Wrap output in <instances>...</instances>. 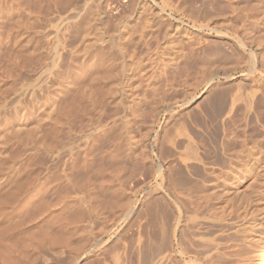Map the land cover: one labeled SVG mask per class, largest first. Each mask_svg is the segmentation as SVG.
Segmentation results:
<instances>
[{"label": "rangeland", "instance_id": "obj_1", "mask_svg": "<svg viewBox=\"0 0 264 264\" xmlns=\"http://www.w3.org/2000/svg\"><path fill=\"white\" fill-rule=\"evenodd\" d=\"M56 1L58 3H56ZM60 1L61 0H0V6H2L0 7V11H3L0 18V26H2L0 27V64H2L0 65V100L2 101H0V120L4 123L0 122V128H2L0 130V136L2 137H0V152L4 154L3 157H0L1 159L4 158L2 159L3 161L0 162V164H3V166L1 165L2 168L0 167V176L2 178L0 179L3 180L5 176H8L10 173L9 171L12 164L18 160L17 153L18 155L23 154L21 151L23 147L19 149L20 140H23V142L26 140V143L30 142L29 140L32 138V140H34V137H36L35 133L38 134V129L41 127L42 133L47 130V127H49L48 132L42 134L41 131H39L38 135H44H41L40 137H43V140L47 139L45 140L47 142L53 140V132L55 131L54 127L57 126L54 121L57 117L60 116V118H64L66 116L67 119L64 118L62 120L70 123H73V120H75L79 123L76 124L74 122L75 125H89L90 127H87L86 129L91 128V138L94 139L93 137H95L94 141L96 140L95 142H92V140L89 142L90 144H88V147H94H91V151L89 152L88 157L90 159L87 158V163L89 164H86V167L89 166L90 168L88 167V169L86 168L85 170V166H83L84 169L81 168L80 172H78V169L76 171V169L72 170V168H70L73 171L72 172L67 168L72 166L74 162L73 160L77 156H75V158L73 157L74 159H69L70 162H64V164V158L61 159L62 161L59 160L56 164L61 161L59 164L60 167L55 163H53L54 165L49 164V162H47L48 158L44 157L42 152L38 153H41L40 156L37 153H35V155L33 154L32 161L35 164L38 163L37 165H39V167H43L44 165L48 166L47 168L49 169V172L47 173V176L50 175L48 176L49 179L50 177L52 178L50 179V182L53 181V178L55 179V172H59V174L64 173V167V169L67 168L66 170L69 169V176L73 173L71 179L75 176L72 180L74 183L75 181H77V183L81 181L82 183V181L90 175V171L88 170L97 167L95 160L100 162L99 164H102L103 160H105V166H103L107 171H111L114 168V166L112 167L111 165L116 162L120 166L123 165L122 167H124L126 171L135 163L140 167L139 170L138 168L136 170L138 172L132 170V176H130V179L126 184L128 196H122L120 199V202L125 206L123 205L121 210L116 211L109 216L111 220L112 218L115 220L113 222L115 225L110 222L112 226L110 227L109 235H106L104 238V243H106L105 249L107 250H105L106 252L104 254L107 253L105 258L106 264H112L110 256L113 254V251H119L118 253L120 254L125 252L126 247H128L129 244L136 242L135 240L138 238V232L142 235L141 237L139 236V239L141 238L144 241L146 236H151L158 228L165 226L166 188L169 179L176 178L177 176L195 170L191 161L187 160L186 162H183V159L189 152L184 149V144L186 145L190 141V144L194 143L198 145V152L207 163L206 168L208 171L224 172L228 160L234 162L237 160H244L249 157L248 154L252 152L253 155L250 154V157L253 156V159H258L259 161H257L259 164L261 163L262 166V163L264 162V50L261 51L263 54L259 51L261 48L264 49V0H71L69 7H81V16L84 14L85 10H91L88 15L89 17L92 15L90 17L92 19H89L88 17L91 27L89 24H85L84 27L81 25V28L78 29L72 28V22L71 24L70 22L68 23L69 20L65 17L67 15V12L65 13V11L67 10H61L65 6L64 4H61ZM99 6H102V9H99ZM66 9H68V7H66ZM101 12L102 14H99ZM79 21L80 20L77 19L75 24ZM68 25H70V28ZM145 25L146 28L142 32V40H139V38H141V32L139 31L141 30V27ZM124 26H128L129 30L127 28L125 29ZM3 27L6 28L4 29ZM2 28L3 30L1 31ZM6 30L9 31V33ZM121 30L130 31V33H125L126 39H128L127 44L125 43L126 50H128H125V52H130L129 54L132 55L126 54L128 55V61H125V64H122L120 57H117V55L116 58H119L120 60L117 62L120 64L116 63V60H118L116 59L115 62H113L115 65L113 64V68L111 67L113 71L112 75L116 73L115 76L113 75L110 77L113 78L111 80L109 78L110 75L102 78V75H104L103 71L106 69L105 67L103 69V66L108 63H101L105 62L108 49L110 54L113 50L110 45H104L101 41L105 40V36L108 34L110 36L111 34L116 37L111 36L112 39L123 45L121 41H118L122 38H120L122 33ZM136 30L139 33L136 32ZM101 35L105 36L102 38ZM127 36L129 38H127ZM100 38L102 39L100 40ZM15 39L16 42H13ZM24 42L26 45H24ZM101 45L104 46L102 47ZM93 51L96 52L94 53ZM87 52H93L95 58L92 59L89 57L92 53L89 54ZM9 60L12 61L9 62ZM23 60H25V62ZM83 62L86 64L84 71H82L81 76H79L80 74L78 75L79 79H74V73L78 69L77 67ZM52 63L56 65H52ZM253 63L257 66L256 71H254ZM121 64L122 67L120 66ZM120 67L123 70L120 69ZM17 70L19 71L17 72ZM43 71L46 73L44 72L43 74ZM125 73L129 74L128 81H125L124 79V75H126ZM41 74H43V76ZM3 77H5L6 80H4L5 78ZM91 78H94L95 80H92ZM39 79H41V81ZM42 79L46 80V82L44 80V84L42 83ZM39 82H41V85L38 84ZM69 84L72 85L70 86L74 88V91L73 89L70 90ZM19 85L29 86V89L28 87H23V89L28 90H23V94L20 93V95L19 91L21 86ZM15 91H17L16 94H19L20 96L16 95ZM97 91H99V93ZM120 91L123 93H120ZM254 91H256V93ZM75 95H77L78 99ZM237 98L239 100L238 102L236 101ZM48 100H50V102ZM74 100L77 101L75 102ZM73 101L76 104H74ZM89 101L92 103L89 104ZM93 102H95V104ZM249 102H251V105ZM37 104L40 106L38 107ZM88 105H92V107H90L91 109H88ZM17 107L22 108L17 109ZM15 108L17 110H15ZM39 108H43L42 110L44 112ZM54 108H56V111ZM6 109H8V111ZM57 110L59 112H57ZM81 110L83 112H81ZM50 111H54L56 114L54 112L51 113ZM95 111H97V113ZM20 112L22 114L24 113L22 118L27 119L25 121V129L22 130L23 133L20 131V134L18 133L16 135V137L20 135L18 138L14 137L15 135L11 132L13 136L11 134L10 136L14 137L12 139L9 137L8 132L13 129L11 124L14 127L17 123V119L21 118ZM64 112L65 115H63ZM17 113H19L18 115L20 117ZM74 114L77 115L74 116ZM226 114H229L230 116H227ZM43 115L45 116L43 117ZM79 115L82 117L80 118L81 121L78 120ZM85 115H88V117H84ZM24 116H26V118ZM89 117H91V119ZM86 118H89V121L87 120V122H85ZM13 119H16V123ZM83 119H85V121ZM126 122L128 123V126L130 125L127 127L129 129L128 137L124 136L125 133H123L124 135L120 133V131H124L123 126ZM38 124L42 126L40 127ZM91 125L93 127H91ZM95 126H100V128ZM10 128L12 129L10 130ZM95 128L97 129L95 130ZM95 131L98 133L96 134ZM117 132L122 135V137L120 135L122 139L116 137ZM47 133H50L48 134L49 136ZM113 134L115 137H113ZM5 135L8 137H5ZM186 135L188 138H186ZM39 136L37 137L39 138ZM100 137H102V139ZM125 138L127 142L125 141ZM108 139H110V141H108ZM116 139H118V141ZM121 140L125 144H128L124 145ZM23 142L21 143L23 144ZM81 142L82 141H79V145L84 147L85 142ZM99 142H101V145H99ZM95 144L99 146L97 147ZM119 148L120 150H123L120 151ZM250 148L251 152L249 151ZM134 150L136 151L135 153ZM247 150L249 152H247ZM121 154H124L125 156ZM99 155L102 157L100 158ZM79 157L81 159V156H78L77 158ZM105 157L106 159L108 157H110L111 160L114 159L112 161L113 163L110 162V158L106 160ZM122 158L125 159L123 160ZM67 159L68 158H66V160ZM139 159H142V161L139 162ZM129 160H133L132 165V162H129ZM71 161L72 164H70ZM43 163L45 164L43 165ZM65 164L67 165L65 166ZM50 165L54 167H51ZM131 168L128 170L129 172L131 171ZM57 169L58 171H56ZM200 172H202V169H200ZM262 172L264 173V167H259V169L256 170V174H263ZM3 173L6 174L4 175ZM81 173L86 175V177L81 175ZM75 174L79 176V179L75 180L78 178ZM253 174H250L249 176L247 175L242 181L243 185L237 191V197L240 198L239 200L242 202H250L253 200L250 206L254 213V223L260 224L261 222V224H264V213L262 215V212H264V202H258V199L257 201H254L255 196H257L262 189L260 187L262 186L264 179H258V176H254ZM18 177L19 176H16V179H12L17 187V181L19 180ZM12 181L5 186H0V191L2 190V187L4 190L6 186H10L11 183H13ZM21 181L19 180L20 184ZM255 184H258L260 189H258V186H255ZM16 186L11 185L12 189H15ZM11 187L6 188L5 191L2 190L3 192H0V197L5 192L9 191L8 193H11L13 191L10 189ZM255 191H258L257 194ZM94 192L98 195L100 191L98 194L97 190ZM11 194L6 193L4 196H12ZM4 196L0 198V201L2 199L1 204ZM98 197H102L101 192ZM9 198L7 197L4 199L7 201ZM263 199L262 201H264ZM10 200L12 199H9L8 201ZM1 204L0 212L3 208H7L8 211V208L12 206H7L6 204V206L4 205V207H2ZM83 209L85 211L88 210L86 207ZM259 217L263 220L261 221ZM255 220L258 221L255 222ZM249 223L248 219V224ZM143 224L146 226L145 230L142 228L144 226ZM140 225H142L141 230L143 231L138 230L137 232V229H140ZM260 229L264 231V226L251 227V229H249L251 231H248V233L233 236V240L223 248V251L232 255L239 254L242 258L246 257V254H248L247 257H249V261L246 264H254L264 244V239L259 240V238H261L259 235L261 231ZM52 233L53 232H51V234ZM58 234L61 235V233ZM244 238H248V240L251 241L249 242ZM132 239L135 240L133 241ZM143 241L141 240V242ZM97 248L99 249V247ZM97 248H93V250L91 249L86 258L81 259L82 257H80L79 260H77V264L96 263L97 259H99L96 255V252L98 251ZM124 248L125 250L123 251ZM45 250L41 251V257L42 255L43 257H40V259L43 261L40 260L33 264H55V258H58L57 260H61L62 258L65 260L66 256L69 257V253L66 250H64V253L61 252L63 253L62 255L60 253L57 254L58 257L56 253H54L57 251L56 249L55 251L47 249L48 251H46V253ZM65 251L68 255H66L67 253ZM49 257L51 258L49 259ZM16 260H18V257H16Z\"/></svg>", "mask_w": 264, "mask_h": 264}, {"label": "bare ground", "instance_id": "obj_2", "mask_svg": "<svg viewBox=\"0 0 264 264\" xmlns=\"http://www.w3.org/2000/svg\"><path fill=\"white\" fill-rule=\"evenodd\" d=\"M70 1L71 0H61L60 1L61 4H64L65 7L62 6L64 8L61 7L62 9L61 8L60 9L61 10H63V9L67 10V11H65V13L67 12V15L65 17H66L67 20H69L68 23L70 22V24H71V22H72V24H73V25H71V26H73L72 28H75V29L77 28L78 29V28H81V25H83V27H84L85 24L86 25L89 24L90 23L89 22V19H92V18H90L92 15L90 17L88 16L89 15V12L91 10H89V11L85 10L84 14L81 16V14H82L81 13V11H82L81 7H73V8L71 7L70 8L69 7L70 6L69 4H71ZM56 3H58V2L56 1ZM102 3H104V2H102ZM66 5H68V6H66ZM0 7H2V6H0ZM66 7H68V9H66ZM99 7H100L99 9H102V6H99ZM2 12L3 11H0V18H1V13ZM99 14H102V12L99 13ZM88 17H89V19H88ZM77 19H79L80 21L75 24V21ZM140 21H142V20H140ZM0 24H1V19H0ZM147 25H148V23H147ZM0 27H2V26H0ZM68 27L70 28V25H68ZM90 27H91V25H90ZM3 28L1 29V31L3 30ZM124 28L125 29L126 28L128 29V26L127 27L124 26ZM145 28H146V25L141 27V30L142 31L141 30L139 31V32H141V35H140L141 38H139V40H142V32H143V30ZM11 30H12V28H11ZM9 31H10V29H9ZM9 31H7V32L9 33ZM121 32L122 33H121L120 38L122 37L123 39L121 38L122 40L120 39L118 41H121L123 45H121V43L120 44L117 43L114 39L111 38V36L113 37L114 35H111L110 34V36H109V34L107 35V33H106L107 36L103 35V36H105V40H102L101 42L104 45H107V44L110 45L111 46V49L113 51L110 54V51L108 49V53L109 54L107 53L106 58H105V62L104 63H101V64H107L108 63L107 65H104L103 66V69H104V67L106 69L104 71L102 70L103 71V74H104V75H102V73H101V75L103 76L102 78H104L105 76L108 77L109 75H110L109 78L112 77L113 75L115 76L116 73H114L112 75L113 71H112L111 67H112L113 64L115 65V63H113V62H115L116 59H118V60H116V63H118L121 60L122 61V64H125L126 63L125 61H128L127 60L128 59L127 56L128 55H132V54H129L130 52H128V53L125 52V50H126L125 43L127 44V41H128V39H126L125 33L128 32V31L121 30ZM136 32H138V31L136 30ZM8 33H7V35H8ZM56 33H58V32H56ZM128 33H130V31ZM132 33H133V31H132ZM24 35H25V33H24ZM103 36H102V38H103ZM118 36H117V39H118ZM0 37H1V35H0ZM18 38H16V39H18ZM102 38H100V40ZM127 38H129V37L127 36ZM16 39H15V41L13 40V42H16ZM5 40H6V37H5ZM129 40H131V39H129ZM17 41H19V40H17ZM94 41H93V43H94ZM144 41H146V40H144ZM13 42H12V44H13ZM137 43H139V42H137ZM21 44H23V43H21ZM16 45H19V44H16ZM24 45H26V43ZM89 46H90V44H89ZM110 46H109V48H110ZM128 46H130V45H128ZM239 46H241V45H239ZM22 47H23V45H22ZM18 49H19V46H18ZM20 49H21V47H20ZM86 49H87V47H86ZM129 49H130V47H129ZM263 50L264 49L261 48L259 52H261ZM12 52H14V51H12ZM93 52H90V53L87 52L89 54L92 53L89 56L92 59L95 58V54L94 53L96 51L94 53ZM21 54H20V56H21ZM72 54H73V51H72ZM126 54H128V55H126ZM133 55H135V54H133ZM98 56H100V55H98ZM116 56L117 57H120V60H119V58H116ZM11 57H12V55H11ZM11 61L9 60V62H11ZM23 61L25 62V60H23ZM0 63H1V61H0ZM53 63H52V65H56V64H53ZM262 63H263V61H262ZM118 64H120V63H118ZM122 64L120 65L121 67H122ZM0 65H2V64H0ZM42 65H46V64H42ZM7 67H8V65H7ZM50 67H52V66H50ZM85 67H86V64L84 62L79 67H77L78 69L74 73V79L78 78V75L79 74H80L79 76H81L82 71H84ZM121 67H120V69H122ZM57 68H58V66H57ZM114 68H116V67H114ZM253 68H254V71L257 70L256 64H254ZM54 69H55V67H54ZM0 70H1V67H0ZM14 71H16V70H14ZM18 71L19 70H17V72ZM119 71H118V74H119ZM44 72L45 71H43L42 73L44 74ZM43 74H41V75L43 76ZM56 75H57V73H56ZM101 75H100V78H101ZM117 76H119V75H117ZM124 76H125L124 77L125 81H128L127 79L129 77V74H126ZM3 78H5V77H3ZM12 78H9V79H12ZM0 79H1V77H0ZM34 79H36V78H34ZM51 79H52V77H51ZM72 79H71V81H72ZM91 79L93 80L94 78H91ZM111 79H113V78H110V80ZM4 80H6V78ZM14 80H12V81H14ZM39 80L41 81V79H39ZM44 80L42 81V83L44 82ZM26 81H27V79H26ZM45 82H46V80H45ZM18 83H20V82H18ZM40 83L41 82H39L38 84H40ZM61 83H62V81H61ZM70 83H72V82H70ZM94 83H95V81H94ZM70 85L71 84H69V86ZM19 86H21L20 91H19V94L22 93L23 90H26V89H23V87H28V89H29V86H25V85H23V86L22 85H19ZM71 86L69 87L70 90L73 89V91H74V88L71 87ZM120 86H122V85H120ZM16 87H17V85H16ZM2 89H3V87H2ZM32 90H34V89H32ZM254 90H257V89H254ZM26 91H25V94H26ZM122 91H124V90H122ZM122 91H120V93H123ZM49 92H51V91H49ZM97 92L99 93V91H97ZM254 92L256 93V91H254ZM16 93H17V91H15V94ZM19 94H16V95L20 96L21 94L20 95ZM75 96L77 97V95H75ZM253 97H255V96H253ZM77 99H78V97H77ZM80 100H82V99H80ZM48 101L50 102V100H48ZM91 101H94V100H91ZM91 101H89L90 102L89 104L92 103ZM236 101L237 102L239 101L238 98L236 99ZM75 102H74V104H76ZM251 102H249L250 105H251ZM93 103L95 104V102H93ZM19 105H20V103H19ZM54 105H55V103H54ZM78 105H80V104H78ZM37 106H38V104H37ZM48 106H49V104H48ZM88 106H89L88 109H91L90 107H92V105L91 106L88 105ZM12 107H13V105H12ZM38 107H36V108H38ZM21 108H18L17 107V109H21ZM56 108H57V106H56ZM56 108H54L55 111H56ZM245 108H246V106H245ZM0 109H1V107H0ZM17 109L15 108V110H17ZM25 109H24V111H25ZM42 109L43 108H41L40 110H42ZM95 109L97 110L96 107H95ZM6 110L8 111V109H6ZM97 111H95V112L97 113ZM4 112H6V111H4ZM50 112L52 113L54 111H50ZM57 112H59V111L57 110ZM81 112H83V111L81 110ZM18 114L19 113H17V115ZM61 114H63V113H61ZM77 114H74V116L77 115ZM86 114H87V112H86ZM23 115H24V113L22 114L20 112L21 118H19V119H17L18 117L16 118L17 119V123H16V119H13V120H15V123L16 124H15L14 127L11 124V127L13 129L10 128V130L12 129V131H9L8 132L7 130L9 128L6 130L9 133V137L10 138L13 139L14 137H16V135L18 133L20 134V131H22L23 129H25L24 128L25 127V124H26L25 121L27 119L22 118ZM28 115H29V113H28ZM63 115H65V112H64ZM10 116H11V114H10ZM44 116L45 115H43V117ZM56 116H58V115H56ZM74 116H72V117H74ZM82 116H83V114H82ZM86 116L88 117V115H85L84 117H86ZM24 117L26 118V116H24ZM53 117H55V116H53ZM62 117H64V116H62ZM64 118H66V116ZM64 118H60V116L57 117L56 119L54 118L55 119L54 122L56 124L54 122L53 123L55 125H57V126H55L56 129L53 126L55 131L53 132L54 133V136L52 138L53 140H51V141L49 140L50 142H47V141H45L47 139L43 140L42 139L43 137H40L43 133L45 134L46 132H48V128L49 127H47V130L46 131L44 130L45 132L42 133V129H41L42 128L41 127L42 125H40V124H38V125H40L41 128H39V129H41V130H39L38 127H37V129H38V134H39V131H41L42 134L39 136L37 133H35L36 134L35 135L36 137H34V138L36 140L35 139L32 140L33 139L32 138L31 139L32 141L31 140H29L30 142L27 141L28 143L25 142L26 140L24 142H23V140H20L19 141L20 142V148L19 149H21V147H23L22 148L23 150L21 149V151L23 152V154L22 155H20V154L18 155V153H17V156H18L17 159L18 160L12 164L11 169H10V166H9V169H10L9 172L10 173L8 174V176H5V178L3 180H1L2 178L0 176V178H1L0 179V181H1L0 182V186H2V185L5 186V185L9 184L10 181H12L13 178L16 179V176H19L18 178H19L20 181L22 180L21 181V184H20L18 178H17L18 181L14 179L15 181L18 182V183L16 182L17 185H18V187L14 184L15 183L14 181H12L13 183H11L12 186H16V188L15 187L14 188L17 191L15 189H12L11 185L10 186H6V188L11 187L10 189H12L13 191L11 192V190H10V192L11 193L14 192L13 193L14 196H13V194L8 193L9 192L8 191V192L3 193L1 195V197H0V198H2V196H4V194H6V193L7 194H11L13 196V197L10 196V195L9 196L8 195H5L4 196V198H7V197L9 198L10 197L9 199H12L10 201H8L9 199H7V201H8L7 202L6 199L3 198V202L6 201L7 203L6 202L5 203L2 202V204H1L2 199L0 201V204L2 205V207H4V205L6 206V204H7V206H9V205L11 206L12 205L11 207L8 208L9 209L8 211H7V208H5V209L3 208V210H1V212H0V215H1L0 216V264H33V263H36V262H38V261L41 260L40 259V257H41V251H44L45 249H46L45 250V253L48 250L51 251V249H52V250L55 251V249H56L57 251L54 252V253H56V255L59 254V253L62 255L64 253V250H66L69 253V255H68V253L65 251L67 253L66 255L69 256V257L66 256L65 258L66 259L68 258L67 260H69V261H67L65 259L67 261L66 262L65 260H63V258L61 260L60 259L57 260L58 258H55V260H54L55 264H77V260H79L80 257H82L81 259L86 258L88 256L89 252L91 251V249L93 250V248H97V247H99V249L97 248L98 251L96 252L97 253L96 255L99 257V259H97L96 263H94V264H106L105 258H106L107 253L106 254H104V253L107 250L105 249L106 248L105 247V244L106 243H104V238H105L106 235L107 236L109 235L110 227L112 226L111 223H113L115 221L113 218H112V220H113L112 221L111 218H109V216L111 214H114L116 211L121 210V208H122V206L124 204H122L120 202L121 201L120 199L122 198V196H126V197L128 196L126 184H127L128 180L130 179V176H132L131 175L132 174L131 172H132V170L135 172L137 170V168L139 170L140 167H138V165L136 163L133 164V160H129V162H132L131 165L133 164V166L130 165L132 168L129 166L131 168V171L130 172L128 171L130 168H128V170L126 171L125 168L122 167L123 165L120 166V165H118L117 162L114 164L112 162L114 159L112 158L113 160H111L110 157H112V156L108 155V156H110V157H108V158H110L109 160H111L110 162L113 163V165H111V166L112 167L114 166V168L111 171H107L104 168V166H105L104 161L105 160H103V163L102 164H99L100 162H97L95 160V162L97 163V167L95 169H93L94 167L92 166L93 168L91 167L92 169L91 170L90 169L88 170V171H90V173H89L90 175L89 176L87 175L88 177L84 181H82V183H81V181L80 182L78 181L79 183H77V181H75V183H74L72 180L75 178V176H74L73 179H71V175L73 173L71 174V172H70L71 175L69 176L68 175L69 174V171L68 170L70 168H72V170H75L76 169V171H77V169H78L79 170L78 172H80V169L81 168L82 169L85 168V170H86V168L88 169L89 166L86 167V164H89V163H87V161H88L87 158H89L88 157L89 156V152L91 151V147H93V146H90V145H89L90 147H88V144H90L89 143L90 141L93 140L92 142H95L96 140L94 141L95 137H93L94 139L91 138L92 137V130H90L91 128L90 129H86L87 127H90L89 125H87V124H85L86 126H84L82 124L75 125L74 122L76 124H79V123H77L72 118H70V119L74 121L73 123L66 122V121L62 120ZM80 118H82V117H80V115H79V119L78 120H80ZM89 118L91 119V117H89ZM89 118L88 119L86 118V121H85V119H83V120L85 122H87V120L89 121ZM47 120H49V119H47ZM5 121H6V119H5ZM116 121H117V119H116ZM120 121H123V120H120ZM0 122H1V120H0ZM48 122H51V121H48ZM90 122H88V123H90ZM115 122H113V123H115ZM1 123H3V121ZM98 123H99V121H98ZM103 123H105V122H103ZM3 124H2V126H3ZM90 124H92V123H90ZM130 124H132V123H130ZM133 124H135V123H133ZM13 125H14V123H13ZM92 125H91V127H93ZM36 126H37V124H36ZM129 126H128V123L126 122L124 124V126H123L124 131H120V133H122V134L125 133V135L123 134L125 137H128V135H129V129L127 128ZM5 127L7 128L6 125H5ZM95 127H99L100 128V126H95ZM102 127H103V125H102ZM1 129L2 128H0V130ZM96 129L97 128H95V130ZM108 129H110V128H108ZM11 132L15 135L14 137H11L10 136V134L13 136V134ZM221 132H223V131H221ZM22 133H23V131H22ZM95 133H96V131H95ZM113 133H115V132H113ZM118 133L119 132H117L116 137H118L120 139L122 137V135L121 134H118ZM48 134H50V133H47V135ZM106 134H107V132H106ZM120 135H121V137H120ZM222 135H224V134H222ZM37 136H39V138ZM42 136H44V135H42ZM130 136H131V134H130ZM5 137H8V136L5 135ZM18 137H16V138H18ZM29 137H30V135H29ZM113 137H115V135ZM96 138H97V136H96ZM100 138L102 139V137H100ZM186 138H188L187 135H186ZM243 139H244V137H243ZM116 140L118 141V139H116ZM79 141L85 142V146L84 147H82V145L80 146L79 145ZM108 141H110V139H108ZM125 141H126V138H125ZM131 141H132V139H131ZM229 141H231V140H229ZM21 142H23L24 145ZM113 142H114V139H113ZM133 142H134V140H133ZM96 143H98V142H96ZM15 144H17V143H15ZM127 144L124 143V145H127ZM0 145H1V141H0ZM95 145L97 146V144H95ZM99 145H101V142H99ZM119 145H120V143H119ZM121 145H122V143H121ZM109 147H111V146H109ZM125 147H127V146H125ZM183 147H184V149L186 151L187 150L189 151L188 154L183 159V162H186L187 160L191 161L192 164H193V168L195 170L194 171H190V172L185 173V174H182L180 176H177L176 178H170L169 179V181L167 183V188H166L167 196H166V206H165V217H166L165 226L158 228L156 231L153 232V234L151 236H146L145 239H144V241H143V239L140 238L143 242H141V240L139 239V236L141 237L142 235L139 234L138 230L139 231H143V230H145L146 226H145V224H143L144 225L142 227V228H144L143 230H141L142 229L141 228L142 225H140V227H139L140 229H137L138 228V226H137L136 229H137V232H138V234H137L138 235V238H136V240L134 239L136 242L133 243V244H129V246L126 247V250H125V248L123 249V251L125 250V252H122L121 254L118 253L119 251H113V254L111 253L112 255L110 256V260H111V263L112 264H246V263H248V261H249V257H247L248 254H246V257H243L242 258V257L239 256V254L232 255V254H229V253H225L223 251V248L225 246H227V244L230 241L233 240V236H236V235H239V234H246V233H248V231H251V230H249V229H251V227H255V226H259V227L261 226V227H263L264 226V224L262 223L263 224L262 225L261 222H260V224L259 223H257V224L254 223V220H253L254 213H253V210H251V206H250V204H251V202H253V200H251L250 202H248V201L247 202L246 201L245 202H242L241 200H239L240 198L237 197V191L239 190L240 187H242V185H243L242 184V181L247 177V175L249 176L250 174L255 173L253 175L254 176L257 175L258 176V179H261V178H262V180L264 179V173L263 172H262L263 174H256V170L259 169V167H261V168L264 167L263 166V163L264 162L262 163V166H261V163L259 164V162H258L259 160L258 159H257L258 160L257 161L256 158L253 159V156L250 157V154L253 153L252 152V153L248 154L249 157L245 158L244 160H239V161L237 160L236 162H234L232 160H228V161L226 160L227 161V164L225 166V171L224 172L208 171L207 168H206V164L207 163L204 161V159L202 158V156H200L201 154H199V152H198V148L199 147H198L197 144H194V143L190 144V141H189V143H187L186 145L184 144ZM88 148H90V149H88ZM99 148H101V147H99ZM248 148H249V146H248ZM119 150H120V148H119ZM122 150L123 149H121L120 151H122ZM104 151H106V150H104ZM249 151L251 152V148H250ZM249 151L247 150V152H249ZM39 152H42V154L44 155V157H47L48 158V161L47 162H49V164H52V165H54L53 163L56 164V162H58L59 160H61L63 158L65 159L63 161V164L66 161L67 162H70L69 159H71L73 157L75 158V156H77V157L78 156H81V159H80V157L79 158L76 157L75 159L73 158L74 159L73 160L74 161L73 164H72V161L70 163V164H72V166L71 167L70 166L67 167V168H69L68 170H66L67 168L64 169V167H63V170H65L63 174H59V172H57V173L55 172V175H54L55 176V179L53 178V181L50 182V179H52V178L50 177V179H49L48 176H50V175L47 176V173L49 172V169L47 168L48 166H45L44 165L45 163H43V165L45 167L44 166H43L44 168L43 167H39V165H37L38 163L35 164L32 161V158H33L32 155L33 154L35 155V153L38 154ZM135 152L136 151L134 150V153ZM101 153H103V152H101ZM0 154H2V155H0V157H3L4 156L3 153L0 152ZM124 154H121V155L125 156L126 154L125 155ZM38 155L40 156L41 153L38 154ZM137 155H138V153H137ZM39 156H37V157H39ZM65 157L68 158V159L66 160ZM99 157H100V155H99ZM134 157H135V155H134ZM11 158H13V157H11ZM2 159H4V158H2ZM2 159L0 158V162L3 161ZM91 159H93V158H91ZM102 159H104V158H102ZM105 159H106V157H105ZM122 159L124 160L125 158H122ZM127 160H128V158H127ZM134 161H136V160H134ZM141 161H142V159L139 162H141ZM5 162H6V160H5ZM60 162L57 163V164L59 165ZM96 163H95V165H96ZM70 164H68V165H70ZM1 165L3 166V164L2 163L0 164V167L2 168ZM66 165L67 164H65V166ZM127 165H128V163H127ZM258 165H259V167H258ZM83 166H85V167L83 168ZM51 167H54V166H51ZM59 167H60V165H59ZM42 169H44L45 171L42 170ZM54 169H56V168H54ZM200 169H202V172H200ZM60 170H62V169H60ZM56 171H58V169ZM66 171H68V172H66ZM136 172H138V171H136ZM3 174L5 175L6 173H3ZM81 175H84V174L81 173ZM84 176L86 177V175H84ZM254 176H252V177H254ZM77 177L78 178H76L75 180L79 179V176H77ZM255 186H258V189H260V188H262V189H261V191L259 190L260 192L258 194H257L258 191L257 192L255 191L256 194H257V196H255V198H254L255 200L254 201H257V199H258V202H264V201H262V199L264 198V182H263V184H262V186L260 188H259V185L258 184L257 185L255 184ZM5 189L3 190V187H2V190L3 191H5ZM2 190L0 191L1 193L3 192ZM95 190H97V194H98L99 191L101 192V195H102L101 198L98 197V195L100 194V192H99L98 195H96V193L94 192ZM261 196H263V197H261ZM97 197H98V199H97ZM260 198H262V199H260ZM9 203H11V204H9ZM84 207H86L88 210L85 211L83 209ZM130 208H131V204H130ZM263 213L264 212H262V215H263ZM17 217H19V218H17ZM248 219H249V222H250L249 224H248ZM263 219H264V217H263ZM260 220H261V218H260ZM257 221L258 220H255V222H257ZM260 230L261 231H260L259 235H260L261 238H259V240H262V239H264V231L262 229H260ZM51 232H53V233L51 234ZM58 233H61V235L58 234ZM244 239L245 240H248V238H244ZM103 244H104V246H103ZM50 251H49V253H50ZM61 252H63V253H61ZM45 253H43V254H45ZM50 256H51V253H50ZM16 257H18V260H16ZM42 257H43V255H42ZM57 257H58V255H57ZM45 258H43V259H45ZM50 258L51 257H49V259ZM41 261H43V260H41ZM44 261L47 262L46 260H44ZM42 263H44V262H42ZM254 264H264V244H263L262 249H261V252L257 256L256 261H255Z\"/></svg>", "mask_w": 264, "mask_h": 264}]
</instances>
